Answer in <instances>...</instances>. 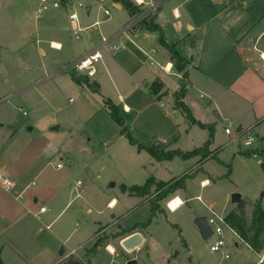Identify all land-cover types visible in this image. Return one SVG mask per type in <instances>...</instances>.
<instances>
[{
    "label": "crops",
    "instance_id": "crops-1",
    "mask_svg": "<svg viewBox=\"0 0 264 264\" xmlns=\"http://www.w3.org/2000/svg\"><path fill=\"white\" fill-rule=\"evenodd\" d=\"M111 1L120 17L115 29L107 33L101 31L99 38L89 37L88 40L83 41L76 33L75 37H69L65 41L63 38H61L62 41L51 39L52 49L60 51L67 45V50L70 53L69 59L65 63L55 59L53 64L58 66L57 70L48 74L46 79L39 83L25 85L14 91L11 89L8 91V88L0 85V105H3L4 101L12 99L14 105L19 107L20 104H23L20 102L28 98L30 106H35L42 101L38 100L40 97L35 95L30 98L27 95L34 91H40L39 89L45 81L54 79L59 84L64 82L61 77L67 75L66 72H72L64 71V66L96 49L104 36H111L119 32L133 19L121 2ZM133 1L136 2V0ZM140 1L145 3L141 6L142 9H148L152 4H156L147 18L153 15L154 23L161 27L162 32L148 30L140 24L136 29L121 34L116 40V44L119 45L117 52L101 49L102 58L96 64L97 70L94 75L90 76L86 72L73 70L77 75L84 77L81 82H77L70 76L74 85L76 83L81 87L80 93L83 91L98 93L102 96L104 103L108 98L115 102L114 99L118 94L119 101L120 98L124 99L123 108L127 113L132 112L133 108L126 100L134 97L137 91L144 95H150L156 101L161 100L163 107L165 106L163 100H167L172 109H180L175 104L176 93L181 85L186 83L183 101L190 107L197 121L211 124L214 127L211 150L219 153L228 144L227 142L219 145L216 143L215 130L219 125V120L221 122L228 120L225 128L229 123L237 124L239 135L245 128L250 127L263 131L264 0ZM63 2L69 4L71 0ZM79 6H83V4L79 3ZM106 9L108 8L104 10ZM110 14V10L109 14L105 12L106 16H110ZM11 20L10 14L0 13V61L11 51ZM73 24L75 29L87 31L92 27L100 26L102 21L95 20L89 24L88 18H80L78 14V22H73ZM17 33L18 31H16ZM161 36L165 44L160 40ZM39 41L41 42L42 39ZM166 44L173 45L175 50L185 57L187 77H184L183 71L176 68L174 57ZM40 48L44 55L48 54L45 48ZM135 59L137 67H135ZM146 66H150L151 70H147ZM139 77L140 80L137 81ZM106 81L107 83H105ZM154 82L156 85L158 83V91L152 94L151 86ZM90 83H94L98 90L95 91ZM66 84L69 86L68 82ZM107 84H111L115 95L108 93L110 91L107 90ZM39 94L43 95L42 92ZM206 100L208 101L205 109L206 117L201 119L195 115V108L202 107L198 101L205 102ZM117 104L121 106L122 103ZM105 105L108 107L106 103ZM106 107L103 106V109L105 108L109 112ZM47 117L41 119L35 115L34 119L32 118V125L28 129L20 121L14 118L9 119V115H6L5 111H0V175L8 176L14 183L11 190H6L0 182V255L3 264H60L70 255L77 254L82 248L86 249L87 245L95 238L98 228L105 223L99 221V224H93L92 235L90 231L89 233L82 231L80 225L78 228L68 231L71 223L73 224L75 213L71 214L72 221L69 218L67 221L59 223L60 217L68 212L74 200L79 197V193L73 195V190H77L78 185L82 184L80 180L75 183L74 167L68 166V162L65 161L69 159L67 156L69 149L66 146L71 143V139L74 142L77 140L76 153L79 156L86 150L90 154L91 148L87 147L85 141L82 140L83 131L76 129L80 125L74 127L73 120L54 122L56 118ZM188 123L190 129L194 126L201 127L189 119ZM203 129L209 130L208 128ZM225 133L231 135L233 129L230 133L225 130ZM252 136L254 137V135ZM209 138L210 131L209 137L204 143ZM254 140L255 137L250 145L254 144ZM81 141H84L82 150ZM204 143L189 150H179L191 151L202 147ZM104 144L106 145V142ZM161 146L165 148V151L176 149H169V146L164 142L161 143ZM147 152L152 159L151 162H156L160 165L157 164L159 167L165 168V170L161 169V172H170L166 162L181 158L192 163L190 168L194 166L199 168L200 173L194 179L201 186L216 183L221 178L220 175H215L209 171L208 167H205L207 162L214 159L213 157L209 156L204 159L201 154H197L183 158L176 155L171 159L159 160L149 151ZM159 167L148 177V179L152 177L156 180L154 185L179 176L170 174L168 178H161ZM72 181L75 184H72L69 189ZM205 181L207 184H204ZM186 186L187 182L176 195L183 200L181 206L189 200L185 193ZM131 196H135L142 206L150 203L149 200L144 199L146 196L136 193ZM262 200L263 197L259 199L260 202ZM110 203L112 204L109 201V205ZM42 206H46L44 212H40ZM110 208L114 209L116 206H110ZM76 209L77 206H74L73 211L75 212ZM166 209H169L170 212L178 210L170 209L168 206ZM229 209L223 216L229 213ZM166 214L167 210L154 218ZM198 216L205 215L195 212V219ZM113 217H115V213L112 215ZM143 221L145 220L135 223ZM151 224L136 229L143 233L145 240L143 245L135 250V258H133L135 260L139 250L149 247L152 240ZM226 226L235 234L237 233L228 223ZM196 227L200 232L197 225ZM243 241L251 248L245 240ZM98 251L97 256L105 252ZM106 253L111 257V261L116 259L111 252Z\"/></svg>",
    "mask_w": 264,
    "mask_h": 264
},
{
    "label": "rangeland",
    "instance_id": "rangeland-1",
    "mask_svg": "<svg viewBox=\"0 0 264 264\" xmlns=\"http://www.w3.org/2000/svg\"><path fill=\"white\" fill-rule=\"evenodd\" d=\"M0 1V13L6 12L12 16L11 51L0 61V85L8 88V91L45 80L48 74H52L58 68L53 64L55 59L63 63L69 59L67 45L60 51L52 49L51 39L62 41L63 38L65 41L76 34L81 41L88 40L89 37L99 38L101 31L107 33L115 29L120 19L118 10L111 0H71L69 4L64 3L65 0H57L61 3L60 7L51 4L49 9L41 14L37 12L41 0ZM79 3L83 6H79ZM105 8L110 10V16L105 15ZM73 11H76L80 18H88L89 24L95 20H101L102 24L87 31H79L74 28L69 18ZM40 47L45 48L48 54L44 55ZM136 65L135 59V67ZM146 69L151 70L150 66H146ZM70 73L66 72L67 75L61 77L64 82L59 84L54 79L45 81L40 91L27 95L30 98L35 95L40 97L38 100L42 101L35 106L31 107L27 98L20 102L23 104H20L19 108L14 105L12 99H9L0 105V111H5L9 119L20 121L28 129L35 115L41 119L52 116L56 118L54 122L73 120L74 127L80 125L76 129L83 131L82 140L91 148V153L88 154L86 150L84 154L77 155V140L74 142L71 139V143L66 146L69 149L67 153L69 159H63H67L65 161L68 162V166L74 167L75 183L80 180L82 184L78 185L77 190H73V195L79 193V197L74 200L68 212L60 217L59 223L69 218L72 221L71 214L75 213L73 224L71 223L68 231L80 225L82 231L87 233L90 231L91 235L93 224H99V221L105 223L98 228L95 238L86 249L82 248L75 254L76 256L84 259L86 264H126L128 260L135 258V251L130 253L124 250L120 241L126 235L119 233L124 230L128 235L137 231V224H146L153 213L151 220L153 222H150L152 240L148 249L138 251L137 264H264L259 262L260 254L223 223L227 245L222 251H212L210 247L216 236L204 238L195 225L194 217L195 212H199L207 217L222 215L225 219L230 212H235L240 217L241 224L249 231L256 206L261 204L264 207V156L255 153L264 151V130L250 127L245 128L239 135L238 125L233 124V133L228 135L225 133L228 120L224 122L219 120L215 130L216 143L228 144L219 153L211 150L214 152L210 157L214 159L207 162L205 167L221 178L216 183L201 186L194 179L200 173L199 168L196 166L190 168L192 163L188 160L180 158L166 162L170 172H161V169L165 168L151 162L152 159L146 150L132 144L128 137L122 134V126L115 121L110 112L103 109L106 105L102 96L89 91L80 93L81 87L76 83L74 85ZM96 77L98 78V75ZM5 79L8 80L4 81ZM139 80L140 77L137 81ZM106 87L110 91L109 94L115 93L111 84H107ZM39 92L43 95L41 96ZM116 95L118 97V94ZM117 97L114 100L122 103L121 114L125 124L132 135L144 144L162 147L161 143L164 142L169 149L189 150L201 145L209 137L210 130L199 126L190 129L186 114L181 109H172L167 100H163L165 103L163 107L161 100L156 101L150 95L137 91L134 97L126 100L133 108L132 112L127 113L123 108L124 99L120 98L119 101ZM198 102L202 107L195 108V115L205 119L208 101ZM252 135L255 137L254 144L246 145L247 137ZM84 141L80 142L81 150ZM162 149L165 150L164 147ZM157 167L161 178H168L170 174L179 175L167 182L182 184V188L187 182L185 193L189 200L185 205L179 206L178 210L175 209V212H170L166 207H169L168 202L176 197L181 187L164 190L166 186L160 188L158 184L153 185L156 187L152 186L149 193L144 195L146 196L144 199L150 202L145 206L140 205L135 196H131L134 193L122 188L123 185L144 184ZM75 183L72 181L69 189ZM236 192L242 194V199L234 203L232 195ZM262 197L263 200L260 202L259 199ZM112 200L116 202L109 205V201ZM74 206H77L75 212ZM110 206L116 208L111 209ZM227 209L229 213L223 216ZM166 210V215L154 218ZM114 213L115 217L112 218ZM139 220L145 221L135 223ZM251 232L250 230L249 234ZM101 237L104 241L98 250L105 252L100 253V256H97V253L96 256L89 253L94 243ZM106 252L114 254L113 257L116 259L111 261ZM225 253H229L230 257L225 258ZM67 258L60 264H66Z\"/></svg>",
    "mask_w": 264,
    "mask_h": 264
},
{
    "label": "trees",
    "instance_id": "trees-1",
    "mask_svg": "<svg viewBox=\"0 0 264 264\" xmlns=\"http://www.w3.org/2000/svg\"><path fill=\"white\" fill-rule=\"evenodd\" d=\"M119 2H121L125 9L127 10V12L129 13L130 16H136L139 13L143 12V9L140 5H138L136 2H134L133 0H117ZM141 24L147 28L148 30H157L162 32V29L159 25H157L156 23H154V16L151 15L150 18H145L144 20H142ZM160 40L163 42L162 40V36L160 37ZM165 44V42H163ZM167 47H169L173 57H174V64L176 66V68L180 71H183V75L184 77L188 76V72L185 71V67H186V59L185 57H183L177 50H175L173 45H168L166 44ZM72 78L77 81V82H81L83 80V76L77 75L75 71L71 72ZM90 85L95 89V91L98 90V87L94 84V83H90ZM157 86V87H156ZM186 83H183L181 85V88L179 89V91L176 93V101L175 104L178 108H180L188 117V119L195 124H199L201 127L203 128H208L210 130V138L204 143V145L202 147L199 148H195L191 151H187V152H183L179 149H175V150H163L162 147L159 146H154V145H147L144 144L142 142H140L137 138H135L131 131L129 130V128L127 127V125L125 124L124 118L121 114V106L117 103H115L113 100H111L110 98L106 99L105 103L108 106L109 112L112 115V117L115 119V121H117L121 126H122V134H124L126 137H128L129 141L132 144H137L139 148L141 149H146L147 151H149L154 157H156L159 160H163V159H171L176 155H180L183 158H189L192 157L194 155L197 154H201L202 158H207L209 157L214 151H211L210 149V145L212 143V137L214 135V127L211 124H206V123H201L199 121H197L190 109V107L183 101V97L185 95V91H186ZM158 91V83L156 85V82H154L151 86V93H156ZM255 153L257 154H261L264 156V151H255ZM247 154H250V152H247ZM264 165V164H263ZM155 180L150 177L145 184L143 185H132V186H126L123 185L122 188L123 190H129L131 193H136L138 195L144 196L147 193H149L150 188L155 184ZM160 188L166 186L164 188V190L167 188V190L169 189H173V188H180L182 187V184H174L173 181L171 182H158L157 183ZM138 189V190H136ZM166 190V191H167ZM165 191V192H166ZM152 215H154L153 213L150 215L148 221L146 222V224H137V227H144L146 225H148L151 220H152ZM226 222L230 225L231 228H233L250 246L251 248L256 251V252H261L264 250V209L261 206V204H258L254 210V218L252 221V226L250 227L249 231L251 230V234H249V231L246 230L245 226L241 224L240 221V217L235 213V212H230L227 216H226ZM119 235H127L126 232L124 230H122ZM103 237L99 238L94 245L92 246V248L89 250V253L91 252V254H96L98 251V247L102 246L103 244ZM85 254H87L85 252ZM0 264H3L1 255H0ZM66 264H86L84 262V259L76 256L75 254L70 255L67 258V262Z\"/></svg>",
    "mask_w": 264,
    "mask_h": 264
},
{
    "label": "built area",
    "instance_id": "built-area-1",
    "mask_svg": "<svg viewBox=\"0 0 264 264\" xmlns=\"http://www.w3.org/2000/svg\"><path fill=\"white\" fill-rule=\"evenodd\" d=\"M136 3L140 6H142L143 3L140 0H136ZM53 5L54 7H60L61 3L57 0H41L40 6L37 8V12L38 14H41L43 11L49 9L50 5ZM156 7V4H152L148 9H143V12L139 13L136 16H133V19L130 20L129 23H127L119 32H116L115 34L111 35V36H104L100 42V45L86 53L84 56H82L81 58L73 61L72 63L64 66L63 70L64 71H73V70H77V71H81V72H86V74L92 76L96 73V64L99 62V60L102 58V54H101V49H105L107 51L110 52H117L119 49V45L116 44V40L118 39V37L121 34H125L126 32H128L129 30L132 29H136L142 22V20H144L145 18H147L151 12V10H153ZM106 14H109V10L106 9L105 10ZM70 19L72 22H78V14L76 12H73L70 14ZM227 133H230L232 131V124L229 123L226 128H225ZM254 137L253 136H249L247 137L245 144L246 145H250L253 141ZM0 182L3 186L4 189L6 190H11L14 186V183L12 181L11 178H9L8 176H4V175H0ZM46 210V206H42L40 208V212H44ZM208 218V222L212 228V235L216 236V239L214 241V243L211 245V250L215 251V252H219L224 250V248L227 245V239L225 237L224 234V225H226V221L224 219V217L222 216H218V215H213V216H209ZM222 223L224 225H222ZM260 254V263H264V250L261 252H258ZM225 258H229L230 254L229 253H225Z\"/></svg>",
    "mask_w": 264,
    "mask_h": 264
},
{
    "label": "water",
    "instance_id": "water-1",
    "mask_svg": "<svg viewBox=\"0 0 264 264\" xmlns=\"http://www.w3.org/2000/svg\"><path fill=\"white\" fill-rule=\"evenodd\" d=\"M242 199V194L236 192L232 195L233 202H239ZM195 223L198 226L201 235L204 238H209L212 234V228L208 222L207 216H198L195 219ZM144 235L140 231H135L131 234L126 235L121 239L120 244L127 252H134L136 249L140 248L144 243ZM135 259L128 260L127 264H136Z\"/></svg>",
    "mask_w": 264,
    "mask_h": 264
},
{
    "label": "bare ground",
    "instance_id": "bare-ground-1",
    "mask_svg": "<svg viewBox=\"0 0 264 264\" xmlns=\"http://www.w3.org/2000/svg\"><path fill=\"white\" fill-rule=\"evenodd\" d=\"M204 184H207V181H205ZM116 201L112 200V204H114ZM169 207L173 210L177 209L179 206H181V204H183V200L180 197H174L173 199H171V201H169ZM111 249V247H110ZM112 250V249H111Z\"/></svg>",
    "mask_w": 264,
    "mask_h": 264
}]
</instances>
